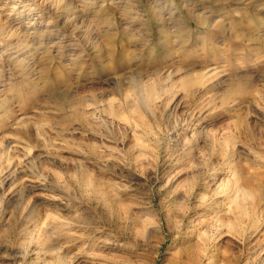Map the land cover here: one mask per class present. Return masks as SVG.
Here are the masks:
<instances>
[{
    "label": "rangeland",
    "instance_id": "obj_1",
    "mask_svg": "<svg viewBox=\"0 0 264 264\" xmlns=\"http://www.w3.org/2000/svg\"><path fill=\"white\" fill-rule=\"evenodd\" d=\"M0 264H264V0H0Z\"/></svg>",
    "mask_w": 264,
    "mask_h": 264
}]
</instances>
